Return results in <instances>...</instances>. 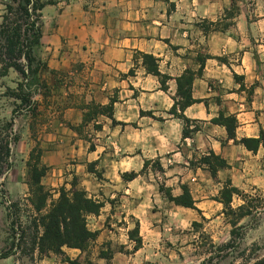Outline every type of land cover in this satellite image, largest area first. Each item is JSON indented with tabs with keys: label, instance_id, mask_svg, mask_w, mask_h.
Wrapping results in <instances>:
<instances>
[{
	"label": "crops",
	"instance_id": "0c3cea01",
	"mask_svg": "<svg viewBox=\"0 0 264 264\" xmlns=\"http://www.w3.org/2000/svg\"><path fill=\"white\" fill-rule=\"evenodd\" d=\"M41 1L53 2L41 12L45 67L34 81L35 112L20 117V151L2 179L8 194L29 198L37 149L54 198L78 190L100 205L87 227L98 250H110L101 264H200L202 240L233 239L225 189L264 196V0ZM8 4L0 0V21ZM217 23L232 26L211 32ZM188 76L196 102L182 110ZM9 78L20 81L11 70L0 83ZM184 118L198 129L187 139ZM228 118L237 121L232 137L218 123ZM243 140L260 144L251 151ZM211 154L228 166L215 177L202 163ZM161 185L174 198L187 187L197 209L170 202ZM245 205L234 195L232 208ZM249 219L239 223L247 236Z\"/></svg>",
	"mask_w": 264,
	"mask_h": 264
},
{
	"label": "trees",
	"instance_id": "16d2710c",
	"mask_svg": "<svg viewBox=\"0 0 264 264\" xmlns=\"http://www.w3.org/2000/svg\"><path fill=\"white\" fill-rule=\"evenodd\" d=\"M53 2H43L41 0H14L13 4H8L6 13L0 23V66L1 76H7L9 71H15L20 78L13 97L20 101V106L17 110L21 113L35 112L36 102L34 96L40 91L38 84L34 83L35 79L45 67L44 63L37 55L38 48L42 38V19L41 12L46 5ZM237 7L234 4L233 10L228 15V18L234 19ZM232 24H211V32L225 31ZM204 65H202L201 71ZM194 77L188 76L180 81L178 96L183 100L179 103L182 110L186 109L196 101L191 97V88ZM15 110L14 113L17 112ZM95 113L107 112V110L99 107H94ZM110 112V111H108ZM14 118L5 127V133L0 130V177H3L12 169L11 157L12 147L20 141L18 135L14 134ZM185 123L184 139L192 137L198 131L197 128L190 130L192 122L183 119ZM226 127L230 137L234 135L237 126L235 118H228L225 121H218ZM5 134V135H4ZM4 135V136H3ZM242 143L251 151L258 148L260 141L258 140H243ZM41 153L39 150H34L28 162L29 176L28 186L30 192L29 204L36 215L35 226L42 234L36 238V247L41 255L62 254L64 248L76 249L84 251L92 241L97 240V234L89 231L87 227V217L95 215L100 210V205L94 200L87 197L86 193L78 190L62 189L60 196L54 200V196L50 191L42 185V180L46 176L47 169L40 165ZM202 163L211 171L215 177L220 169L227 168L226 162L219 156L211 154L207 158L202 159ZM149 162L145 163V168H148ZM154 168L162 171L159 162H155ZM137 174L125 176L126 179H134ZM162 194L168 200L177 206H182L190 209H197L191 193L187 187L183 188V195L174 198L171 190L165 185L160 186ZM234 195L242 196L247 200L246 195L241 192L226 188L222 195V203L225 205L224 213H232L237 216V220L231 222L233 227L232 241L219 250L227 248H235L236 240L242 238L244 227H240L239 223L242 219L253 214L251 209L247 208V204L237 210L232 208V200ZM136 235L132 236L136 242L135 250H138L142 241ZM23 240V237H22ZM12 253L3 254L0 259L9 258ZM110 255L105 259L110 261ZM107 264H112L108 262ZM255 264H264V259Z\"/></svg>",
	"mask_w": 264,
	"mask_h": 264
},
{
	"label": "rangeland",
	"instance_id": "374dc122",
	"mask_svg": "<svg viewBox=\"0 0 264 264\" xmlns=\"http://www.w3.org/2000/svg\"><path fill=\"white\" fill-rule=\"evenodd\" d=\"M13 1L8 0L9 4H13ZM19 82L9 78L3 79L0 83V130L5 133V127L14 118V134L20 138V117L24 113L17 110L20 101L16 100L12 94ZM15 110H17L16 113H14ZM18 151H20V141L12 147L11 161ZM12 166L14 167V163ZM4 176L0 177V256L8 253H12V256L0 259V264H101L100 259H105L110 254V250H98V244L92 241L84 251L64 248L62 254L41 255L36 247V238L42 233L34 224L36 215L28 202L30 196L27 199H12L2 180ZM59 196L54 200H57ZM246 198L247 208L253 212L249 216V227L252 232L247 236V230H243L242 238L236 240L235 248L225 250H219L225 246L224 244L219 245L217 242L214 246L212 241L202 240L198 250L199 256L194 259L195 262L201 261L200 264H255L264 259V196L252 193ZM235 220H237L236 215L230 212L225 214V222L230 227H232L230 223ZM209 254L212 255L209 256ZM188 264H193L192 260Z\"/></svg>",
	"mask_w": 264,
	"mask_h": 264
}]
</instances>
